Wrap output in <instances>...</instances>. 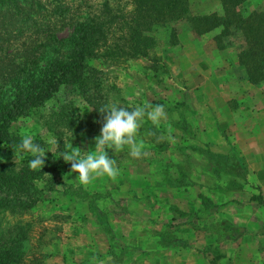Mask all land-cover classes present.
Returning <instances> with one entry per match:
<instances>
[{"label":"rangeland","instance_id":"rangeland-1","mask_svg":"<svg viewBox=\"0 0 264 264\" xmlns=\"http://www.w3.org/2000/svg\"><path fill=\"white\" fill-rule=\"evenodd\" d=\"M201 1L187 0L188 13L201 12ZM260 1L248 0L245 8L255 7ZM181 21L185 20L154 27L156 43L146 59H131L115 65L91 62L99 69L96 76L106 104L115 102L128 110L145 104L163 105L166 115L158 124L147 117L141 121L137 142L142 141L145 147L140 158L131 157L127 145L118 151L106 149L119 169L115 178L104 175L87 185L81 184L75 180V173L69 174L71 165L61 155L44 165L43 180L52 182L54 189L45 191L26 213L1 217L4 221L20 223L28 231L24 243L26 264H142L146 253L154 254L168 244L188 241L186 236L190 231L205 230L219 235L223 230H237L231 223L212 221L220 214L219 204L205 205L196 196L199 185L204 184L185 191L164 185L167 177L177 176L172 169L180 162V167L191 169L196 179H204L208 184L204 186L216 185L213 189L222 190L201 189L203 196L208 198L214 193L219 202L234 196L235 192L228 189L232 186L229 182L239 174L223 160H215L217 171H212V163L205 161L206 167L197 157L195 149L213 151L215 148L199 142L201 113L196 119L198 125L192 126L186 121L187 109L195 96L187 92L181 70L174 61L178 54L172 49L177 30L183 27L178 24ZM233 38L231 45L236 50L239 40ZM62 104L63 114L74 122L71 128L63 123V146L68 149L72 143L82 151H94L93 140L100 133L102 120H94L91 108L74 91L58 92L34 115L19 119L12 127L17 129L20 138L30 135L34 143L41 142L47 153L56 151L55 137L43 122ZM193 106L199 109L197 104ZM49 139L51 144L46 143ZM185 176L188 178V174ZM63 190H73L75 195H62ZM156 257L154 254L152 260Z\"/></svg>","mask_w":264,"mask_h":264},{"label":"trees","instance_id":"trees-1","mask_svg":"<svg viewBox=\"0 0 264 264\" xmlns=\"http://www.w3.org/2000/svg\"><path fill=\"white\" fill-rule=\"evenodd\" d=\"M247 1L219 0L220 14H189L187 0H0V264H26L28 233L20 223L1 217L26 213L45 191L54 189L52 182L43 180L45 166L32 170L30 153L15 155L21 138L13 123L34 115L62 90L74 91L91 108L94 120H102L98 110L106 104L105 96L96 76L99 69L91 62L115 65L148 58L156 43L154 27L171 21H187L196 35L218 28L213 36L218 49L232 46V37L238 39L237 63L247 81L260 83L264 80V0L250 9L245 8ZM64 110L60 105L43 122L56 145L44 165L68 151L61 140L63 123L71 128L74 122ZM195 150L212 164L221 161L218 153ZM185 175L167 177V186L186 189L192 182ZM72 191L61 194L75 195ZM198 197L205 205L211 203L202 194Z\"/></svg>","mask_w":264,"mask_h":264},{"label":"crops","instance_id":"crops-1","mask_svg":"<svg viewBox=\"0 0 264 264\" xmlns=\"http://www.w3.org/2000/svg\"><path fill=\"white\" fill-rule=\"evenodd\" d=\"M208 1L202 0V11L193 14H220L219 0ZM178 24L183 27L177 30L172 44L174 54H178L174 61L181 70L187 92L194 93L193 104L199 108L190 104L186 121L198 125L196 119L201 113L199 142L215 148L209 151L220 154L229 169L239 173L229 182L232 186L228 189L235 192L234 196L219 202L214 193L207 196L213 205L219 204L220 214L212 221L231 223L237 230H223L219 235L205 230L190 231L186 236L188 241L158 248L154 261V254L146 253L142 264H264V205L258 200L264 201V82L252 84L246 80L234 47H216L213 36L218 28L196 35L187 21ZM195 151L198 159L207 165L205 154ZM213 165L211 170L215 171L216 163ZM172 170L176 174H188L192 185L186 189L199 183L208 185L204 179H196L191 169L181 168L180 162ZM236 176L240 177L236 179ZM204 185H199L198 194L203 193L201 189L222 191L213 189L217 187L215 184Z\"/></svg>","mask_w":264,"mask_h":264},{"label":"clouds","instance_id":"clouds-1","mask_svg":"<svg viewBox=\"0 0 264 264\" xmlns=\"http://www.w3.org/2000/svg\"><path fill=\"white\" fill-rule=\"evenodd\" d=\"M98 112L103 119L100 133L93 140L94 151H82L80 147H73L70 143L69 151L61 153L63 161L71 165L69 174L75 173V180L84 185L99 176L107 175L115 178L119 174L115 160L109 157L106 149L118 151L127 145L129 155L133 158H140L145 147L142 141L137 142L141 121L147 117L153 124H158L166 115L163 105L152 107L145 104L128 110L119 107L115 102L105 104ZM46 143L51 144V139ZM47 152L40 144L34 143L33 137L29 135L23 136L20 143L16 145L15 155L20 157L23 153H30L33 158L29 161L28 167L32 170H41Z\"/></svg>","mask_w":264,"mask_h":264}]
</instances>
